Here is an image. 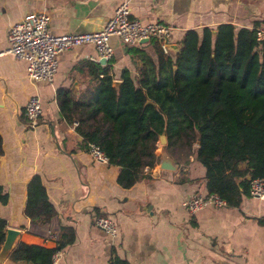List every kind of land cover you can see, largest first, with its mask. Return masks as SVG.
<instances>
[{
  "label": "crops",
  "instance_id": "obj_1",
  "mask_svg": "<svg viewBox=\"0 0 264 264\" xmlns=\"http://www.w3.org/2000/svg\"><path fill=\"white\" fill-rule=\"evenodd\" d=\"M123 3L142 23L170 27L169 55L179 50L190 30L264 25V0H0V186L9 195L6 205L0 203V217L8 221V228L21 230L19 242L49 248L56 246L61 228L73 227L75 242L58 251L53 264H110L115 257L128 264H264L260 224L264 200L249 195L237 207L209 206L190 214L185 202L208 194L206 169L192 153L179 161L167 136L165 144L161 137V144H156L159 163L145 168L144 177L130 188L119 184L118 166L99 162L88 152L76 127L61 112L57 93L65 87L78 96L85 88L90 79L85 63L100 61L92 44L61 53L53 83L29 79L28 64L8 51L11 26L28 15L48 14L55 35L88 33L101 30ZM111 44L117 81L125 68L138 74L140 63L128 53L129 47L143 46L157 60L149 42L130 46L114 37ZM34 95L43 104L35 128L24 116ZM165 154L176 162L177 170L160 168ZM34 176L41 177L57 211L45 226H33L25 214L27 186ZM99 216L116 223L117 236L95 225ZM3 264L27 263L8 257Z\"/></svg>",
  "mask_w": 264,
  "mask_h": 264
},
{
  "label": "trees",
  "instance_id": "obj_2",
  "mask_svg": "<svg viewBox=\"0 0 264 264\" xmlns=\"http://www.w3.org/2000/svg\"><path fill=\"white\" fill-rule=\"evenodd\" d=\"M257 27L237 30L222 24L202 33L190 30L174 55L152 40L157 60L143 46L129 47L140 63L138 74L123 69L118 86L114 58L105 65L88 61L90 79L78 96L71 88L58 89L61 112L78 123L86 146L98 145L108 163L120 168L118 182L124 188L159 163L155 150L161 135L169 146L184 138L195 144L198 131L201 144L192 155L206 169L207 192L237 207L250 195L251 179L264 177V41L257 39ZM8 201L0 186V203ZM25 214L35 227L50 224L57 215L40 176L27 186ZM7 228L8 221L0 217V248ZM75 239V229L63 227L55 247L19 242L9 258L53 264L55 254ZM110 264L128 263L115 257Z\"/></svg>",
  "mask_w": 264,
  "mask_h": 264
},
{
  "label": "built area",
  "instance_id": "obj_3",
  "mask_svg": "<svg viewBox=\"0 0 264 264\" xmlns=\"http://www.w3.org/2000/svg\"><path fill=\"white\" fill-rule=\"evenodd\" d=\"M50 16L46 13H34L11 26L8 33L9 53L17 60L28 64L27 75L29 79L53 83L58 71V56L82 44H92L97 53L98 60L107 62L115 56L111 39L116 37L127 45L141 44V41L157 40L164 52L168 53L170 45V27L162 22L142 23L133 17L131 7L123 3L117 7L113 16L104 27L95 32L70 33L55 35L49 28ZM256 37L264 41V25L256 28ZM43 115L42 99L39 95L31 96L25 107L24 116L29 127H37ZM73 125L76 127L77 122ZM88 152L99 162H108L101 148L96 144L88 145ZM250 195L264 200V177L252 178L250 181ZM190 214L204 210L209 206L223 207L226 202L216 194H199L185 202ZM95 225L111 236L119 233L116 223L107 216L95 218Z\"/></svg>",
  "mask_w": 264,
  "mask_h": 264
},
{
  "label": "water",
  "instance_id": "obj_4",
  "mask_svg": "<svg viewBox=\"0 0 264 264\" xmlns=\"http://www.w3.org/2000/svg\"><path fill=\"white\" fill-rule=\"evenodd\" d=\"M148 42H149L148 40H143V41H141V44H145ZM99 63L102 65H105V64H107V60L101 59L99 61ZM115 85L118 86L119 81H116ZM73 89L75 90V86L73 87ZM196 134H197L196 145L200 146L201 136H200V133L198 131L196 132ZM161 141L164 144L167 142L165 134L161 135ZM159 166L162 170H168V171H175V170H177V167H178L176 162L167 154H165L161 157V162H160ZM21 233H22L21 230L18 228H15V227L7 228L5 240H4V242L0 248V264H3L6 261V259L9 257L11 252L14 250L16 245L19 243Z\"/></svg>",
  "mask_w": 264,
  "mask_h": 264
},
{
  "label": "rangeland",
  "instance_id": "obj_5",
  "mask_svg": "<svg viewBox=\"0 0 264 264\" xmlns=\"http://www.w3.org/2000/svg\"><path fill=\"white\" fill-rule=\"evenodd\" d=\"M151 44V42H149ZM161 144L160 141H158V145ZM174 147V153L176 157L179 159V161H183L190 153H192L193 148H196V143L194 144H188L186 143V138L180 140L178 145L173 146Z\"/></svg>",
  "mask_w": 264,
  "mask_h": 264
}]
</instances>
